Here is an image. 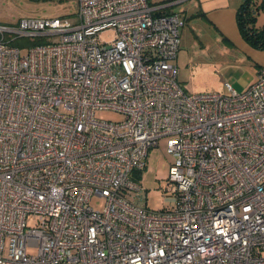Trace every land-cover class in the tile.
<instances>
[{"label":"built area","instance_id":"1","mask_svg":"<svg viewBox=\"0 0 264 264\" xmlns=\"http://www.w3.org/2000/svg\"><path fill=\"white\" fill-rule=\"evenodd\" d=\"M67 1L72 20L0 22V264H264V66L187 93L177 12ZM162 137L171 207L152 210L130 174Z\"/></svg>","mask_w":264,"mask_h":264},{"label":"rangeland","instance_id":"2","mask_svg":"<svg viewBox=\"0 0 264 264\" xmlns=\"http://www.w3.org/2000/svg\"><path fill=\"white\" fill-rule=\"evenodd\" d=\"M75 11L74 2L67 0H0V22L3 24H13L23 17H69L73 19ZM258 23H264V12L258 15ZM180 27L181 39L180 44L181 54L179 58L175 59L177 66V80L182 85V80H188L189 84L185 85L183 89L187 93L212 92L218 91L222 94L227 93L226 88L223 87V82H230L235 79V76L229 71H222L210 64L201 52L202 48L196 47V51L187 46V33L190 31L185 27L182 32ZM115 35L113 29L105 30L100 33L99 37L102 41H108ZM184 39V40H183ZM25 49L21 53L24 54ZM208 58V57H207ZM188 60L192 62L188 63ZM243 75V73H241ZM242 77V76H241ZM243 78V77H242ZM222 80V81H221ZM221 81V83H220ZM220 83V84H219ZM217 86V87H215ZM239 91V89H236ZM95 117L118 121L122 119L120 113L98 109L95 111ZM172 157L166 153V139L162 137L159 139L156 146L149 148L144 168L139 172H132L130 174L131 180L138 183L145 192V205L152 210L171 207V201L166 198L170 195L171 184L168 182L169 166L172 163ZM91 205L97 209L103 206V200L100 198H93L90 201ZM28 221L34 224V218L28 217ZM29 253H35V248H29Z\"/></svg>","mask_w":264,"mask_h":264},{"label":"crops","instance_id":"3","mask_svg":"<svg viewBox=\"0 0 264 264\" xmlns=\"http://www.w3.org/2000/svg\"><path fill=\"white\" fill-rule=\"evenodd\" d=\"M242 1L153 0L158 7H167V11L179 14L183 21L182 30L185 27L190 30L187 33V46L191 48V51H196V47L199 46L205 58L211 62L210 64L222 71H230L235 76L233 81L223 82V87L227 91V85L234 90H245L256 80L259 67L264 66V50L253 48L246 43L238 30L236 11ZM181 42L179 32V49L176 59L181 54ZM187 62L190 63L192 60ZM182 81L185 85L189 84L188 80ZM184 84H181L182 87H185ZM212 93L220 92L212 91Z\"/></svg>","mask_w":264,"mask_h":264},{"label":"trees","instance_id":"4","mask_svg":"<svg viewBox=\"0 0 264 264\" xmlns=\"http://www.w3.org/2000/svg\"><path fill=\"white\" fill-rule=\"evenodd\" d=\"M264 12V0H243L236 11V22L242 38L250 46L264 50V24L258 23V15ZM170 13L167 7L154 11V15Z\"/></svg>","mask_w":264,"mask_h":264}]
</instances>
